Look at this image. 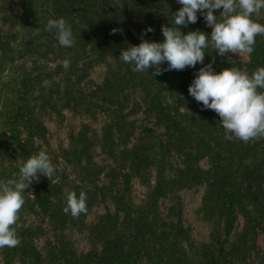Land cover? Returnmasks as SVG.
<instances>
[{
  "label": "rangeland",
  "instance_id": "374dc122",
  "mask_svg": "<svg viewBox=\"0 0 264 264\" xmlns=\"http://www.w3.org/2000/svg\"><path fill=\"white\" fill-rule=\"evenodd\" d=\"M23 2L0 0V180L18 178L20 165L42 150L49 154L58 171L51 180L41 176L25 189V203L12 226L19 238L15 247L23 243L20 234L27 228L31 232L25 236L44 257H48L49 240L58 232L70 251L72 264L76 260L81 264H199L206 247L218 254L224 241V264L231 259L234 260L230 264H264V216L250 204L246 210L239 208L226 236L223 218L209 212L204 201L209 192L207 176L193 178L191 172L185 171L187 163L205 171L211 167L210 153L204 150L196 155L195 151L196 146L202 145L203 133L187 131L185 144L193 148L190 157L169 147L173 139L165 128V120H157L158 109L150 100L161 98L163 104L175 106L181 89H171L165 83L157 86V79L153 78L147 96L142 85L130 80L124 63L109 55L87 65L82 78L67 77L71 54L57 58L47 54L50 49L37 38L36 24H32L30 13L26 15ZM173 5L181 7L176 1ZM219 11L214 14L219 15ZM259 22L264 24V10ZM194 25L211 32L199 14ZM261 38L264 41V36ZM221 57L242 72H246L250 61L245 53L229 52ZM202 66L198 63L195 68L164 72H171L172 78H182L176 82L189 86ZM151 72L154 70L142 74L149 78ZM115 73L117 78H113ZM106 78L112 80L108 85ZM109 95L112 102L107 103ZM76 96L81 97L78 104ZM24 105V116L15 117L17 107ZM177 106L184 114L178 117L183 126L191 125V116L206 135H212L211 126L217 121L213 110L195 105L193 109L188 101ZM29 115L31 124L25 127L23 118ZM33 125H39V134L29 132ZM223 132L225 136L224 128ZM147 153L149 160L139 163ZM159 170L166 180L173 178V183L158 196L155 185ZM69 191L87 194V212L77 218L63 212ZM150 198L157 199L153 214L158 231L171 222L184 230L179 240L181 249L176 251L180 259L169 258L168 263L158 261L160 256L148 259L147 249L140 251L135 247L128 251L125 244L123 255L112 256L109 263L107 258L117 249L111 241L122 230L124 212L141 209L145 213ZM51 211L55 213L54 221L49 217ZM15 247L0 248V264H37L25 260L18 250L15 253Z\"/></svg>",
  "mask_w": 264,
  "mask_h": 264
},
{
  "label": "trees",
  "instance_id": "16d2710c",
  "mask_svg": "<svg viewBox=\"0 0 264 264\" xmlns=\"http://www.w3.org/2000/svg\"><path fill=\"white\" fill-rule=\"evenodd\" d=\"M175 1L24 0L23 7L26 15L28 13L31 14L32 24H36L34 28L39 33L37 38L42 40L50 49V52L47 54L52 55L54 58L71 54L69 56L70 70L66 75L69 78L74 75L77 79H80L83 77L82 74L85 73L87 65H91L102 57L109 55L124 63L120 59V50L127 48L128 44L138 45L141 42V34L148 27H151L153 31L147 33L143 37L144 39L157 42L163 41L164 37L161 29L165 26H171L172 16L179 9L178 5H173ZM158 14H161L162 17H158ZM24 17L28 19L27 16ZM59 17L65 18L72 27L74 45L70 48L60 46L54 35L45 31L47 21ZM178 27L185 33L191 30H197L194 24L187 27ZM114 29L116 30L115 32H113ZM254 49V52L250 55V61L245 66V71L248 74L253 73L259 67H264V41L260 35L256 37ZM205 52V65L214 60L213 68L215 71L219 72L223 68L235 67L234 64L217 55L211 46L206 48ZM124 66L126 74L131 77L130 80L137 82L140 86L142 85L143 92L147 96H150L151 87L149 84L153 85L151 83L153 78L157 79V86L165 83L166 86L170 85L171 89H176L177 87L181 89L179 91L182 93L180 95L181 97H177L175 106L163 104L161 98L152 99L150 103L158 109V115H156L157 120L160 118L165 120V128L169 132V136L173 139V141L169 142V147L171 146L173 149L186 153L190 157L192 156L193 148H189V143L185 144L189 138L187 131L203 133L202 145L201 147L196 146L195 151L196 155L201 154L204 150L205 152H209L208 157L211 161V167L205 171L199 168H193L191 163H187L185 171L187 173L188 171L189 173L191 172L193 178L207 176L209 192L205 196L204 201H207L206 206L207 209L209 208V212L213 213L214 211L216 212V217L223 218L226 236L230 232L231 224L235 218L234 214L239 208L243 210L250 204L254 211L264 216V136H258L246 143L234 135L231 136V139H225L223 127L219 123L220 118L218 115H216L218 123L215 121L214 125L211 126V136L204 133L201 127L202 125L198 124L194 117L189 116L191 125L185 127L182 125V120H178V117H184V114L180 113L177 103H181L182 101L186 103L188 101V105L193 109L195 106L203 108L200 103L189 95L188 89H186L188 87L187 83H177L176 81L182 78H172L171 72H163L161 75H153L151 72L150 77L146 78V73L142 74L141 72L135 71L133 65L124 63ZM148 70L150 72L154 68L150 67ZM114 76H117V74H113V78H117ZM105 80V85H108L112 81L107 78ZM96 90L99 93V87ZM186 92L187 95L183 96ZM111 97L112 95H109L105 101L107 103L112 102ZM74 98H77V96ZM78 98L75 101L76 104L79 103L77 101ZM24 108L25 105L23 107H17L15 117L22 118L25 114ZM30 119L31 115L28 117L25 116L23 118V126L26 127L25 124L30 125ZM38 126L33 125L29 132L39 134ZM24 152L28 155L30 154L28 150ZM143 155L139 163L149 160L150 155L148 153ZM172 183L173 178L166 180L162 171L159 170L155 193L159 196L170 189ZM156 200L155 198L149 199L148 208L145 213H141V209L135 212L132 210L124 212V217L121 221L122 230L111 241L117 249L114 248L110 257L107 258L109 263L111 262L112 256L119 257L123 255V246L125 244L127 245L128 251H133L130 249L135 247L140 251L147 249L145 251L147 255H144L148 256V259L160 256L158 261H165L167 263L169 258L175 261L180 259L179 253L176 254V251L181 249L179 240L180 234L184 235V230H182L181 226L171 222L166 224L162 230L158 231L157 227L159 225L153 214ZM54 214L51 211L49 215L53 221L55 218ZM30 232L31 229H23L20 234L23 238V243L13 249L15 253L18 250L25 257V260L30 263L72 264L69 257L70 251L65 246L58 232H55L53 239L49 240L47 248L48 257H44L34 246L33 242L30 241L31 239L25 236V233L29 234ZM223 243L224 241L221 243L218 254H215V251L206 247L205 251L201 254L199 264H224L225 262L221 261ZM182 251L184 253L183 249ZM108 255L105 251L104 256L107 257ZM233 260L231 259L228 264ZM78 262L81 264L80 262L82 261L76 260L75 264Z\"/></svg>",
  "mask_w": 264,
  "mask_h": 264
},
{
  "label": "clouds",
  "instance_id": "9594fccd",
  "mask_svg": "<svg viewBox=\"0 0 264 264\" xmlns=\"http://www.w3.org/2000/svg\"><path fill=\"white\" fill-rule=\"evenodd\" d=\"M181 7L172 16L171 26L162 27L163 41L157 42L143 37L153 29L148 27L141 34L138 45L128 44L120 50V59L133 65L137 72L153 75L164 71L184 70L203 65L195 72L188 86V93L204 109L213 110L220 118L225 130V139L234 135L243 142L264 136V67L253 73L242 72L236 67L223 68L217 72L214 60L204 64L205 49L211 46L219 56L227 53L251 55L258 35L264 36V24L259 17L264 10V0H176ZM216 10L219 15L214 14ZM198 14L211 28V32L191 30L182 32L178 26L187 27L198 21ZM45 31L52 33L64 48L74 45L71 25L65 18L47 21ZM116 30L114 29L113 32ZM166 64L165 68L160 66ZM68 62L65 61V67ZM58 171L46 151L28 157L19 167L18 178L0 180V248H12L19 244L13 225L25 203V189L41 176L51 180ZM87 194L77 195L69 191L66 196L65 214L77 218L87 212Z\"/></svg>",
  "mask_w": 264,
  "mask_h": 264
}]
</instances>
